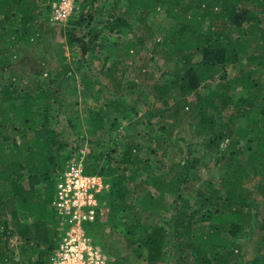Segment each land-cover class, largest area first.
I'll list each match as a JSON object with an SVG mask.
<instances>
[{
  "label": "trees",
  "instance_id": "1",
  "mask_svg": "<svg viewBox=\"0 0 264 264\" xmlns=\"http://www.w3.org/2000/svg\"><path fill=\"white\" fill-rule=\"evenodd\" d=\"M120 1L114 0V4ZM124 1L128 8L142 9L146 19L158 10L172 19L168 25L160 24L157 31L161 39L151 55V59L160 55L167 63L165 74L169 78L163 86L158 81L151 85L146 80L115 81L121 68L119 59L113 70L105 72L102 68L101 72L114 82L110 113L132 121L138 112L130 108L127 96L141 85L151 87L152 99L144 107H157L160 100L166 106V118L172 122L170 127L186 126L192 133L195 128L202 130L209 139L204 145L206 163L213 148L220 150L223 142L228 144L223 151L227 161L220 187L200 193L205 203L192 213L179 210L167 222L178 248L173 264H213L220 257L222 264H264V218L260 220L259 212L245 211L258 203L247 202L250 183H255L264 208V0ZM51 4L52 0H0V264H14L15 254L19 257L16 264H47L59 239L60 222L51 208L55 197L52 176L67 162L69 154L66 158L63 154L69 144L56 130L42 131L53 117L60 95L57 84L62 78L69 79L72 70L62 65L56 68L53 79L34 78L24 97L5 79L17 59L19 63L34 60L39 66L45 64L55 35L39 20ZM127 19L111 13L108 26L112 24V34L125 33L119 25L129 27ZM84 22L80 13L73 28L68 24L67 38L71 45L79 43L86 56L96 47L75 31ZM123 48L130 56L135 44L125 43ZM101 83L96 80L93 87ZM16 138L22 142L14 143ZM155 141L154 148L152 142L147 148L150 153L168 145L160 136ZM137 149L126 145L120 162L115 163L119 164L117 169L113 162H105L103 153H91L84 161L86 175H100L110 185V205L118 212L126 208L122 201L128 186L141 170L151 167L148 160L134 153L145 147ZM241 154H245V164ZM186 169V164L182 168L174 164L170 170H177L176 180L156 177L151 185L163 196L174 191L178 195L191 192L189 181L184 180L189 178ZM118 198L122 204H117ZM207 203L216 206L205 210ZM199 215L202 227L195 228ZM132 227L134 232L127 234L129 246L145 249L148 264L162 261L167 230L143 225L137 236L141 225ZM243 238L248 244H241ZM14 239L20 244L15 252L7 246Z\"/></svg>",
  "mask_w": 264,
  "mask_h": 264
},
{
  "label": "rangeland",
  "instance_id": "2",
  "mask_svg": "<svg viewBox=\"0 0 264 264\" xmlns=\"http://www.w3.org/2000/svg\"><path fill=\"white\" fill-rule=\"evenodd\" d=\"M61 2L62 0H52L50 8L44 10L45 16L39 20L46 28L52 29L55 35V42L46 57L45 64L39 66L34 60L19 63L20 60L17 59L15 64L13 63L14 66L6 72L5 79L14 83L20 91V96L24 97L28 93L27 86L34 78L53 79L56 68L62 65L72 70L69 79H60L57 84L59 87L54 85L60 88V95L52 110L51 123L42 131V134H45L50 130H56L68 142L69 147L64 151L65 153L63 152L65 158L69 154L67 161L78 160L79 157L84 155L87 157L91 153H103L108 157L105 162H113V167L117 169L119 164L115 163L120 162L126 145H131L135 150H138V147H145V150L140 152L134 150V153L135 156L139 155L148 160L151 167L144 171L141 168L136 181L128 186L127 196L122 201L126 206L125 209L118 212L117 209L112 208L108 192L100 196V200L107 204L108 208L97 231L104 248L111 256L112 264H148L145 260V249L140 245L129 246L131 243L127 235L128 231L134 232L132 226L136 224L141 225L137 236L143 225L164 228L167 230V240L161 252L163 260L160 259L157 264H173L174 251L178 248L172 234L173 229L167 222L179 210L192 213L205 203L200 193L207 192L210 187H220L221 179L226 171L224 164L227 161L223 151L228 144L223 142L220 150L213 148L212 157L209 163H206L208 157H205L204 145L209 142V139L203 135L202 130L195 128L192 133V130L186 126L170 127L172 122L166 118V106H163L160 100L156 104L157 107H144L152 99L151 87L141 85L133 90V95L127 96L130 108H135L134 110L138 112L137 115H134V110L130 112L134 115L132 121L123 120L121 115H113L109 111L108 103L113 98L114 82L109 81L101 70L102 68H105V72L113 70L118 59L121 60L118 65L121 68H119L120 73L114 78L115 81L137 80L140 83L146 80L148 85L158 81L163 86L167 80L165 78H169L165 74L169 66L160 55H155V59H151L161 39L157 31L160 24L168 25L172 22V19L162 10H158L146 19L142 9L128 8L124 0L119 4H114V0H74V11L69 20L56 23L52 19V11ZM80 13L83 14L85 22L75 31L88 45L96 47L95 51H90L86 56L82 55L79 43L71 45L67 38L70 20L72 19L70 26L73 28ZM111 13L116 14L118 18H128L129 27L119 25V28L125 29V33L112 34V24L108 26ZM126 13L128 14L125 15ZM206 28L205 25L202 30ZM125 43L135 44L134 52L130 56L126 55L123 48ZM96 80L102 82L100 87H93ZM145 82L144 85H146ZM114 122H117V125L113 127ZM135 122L138 126L134 125ZM157 136L165 139L168 145L164 149L157 148L156 152L150 153L147 148L151 146V142L152 148L156 146V141H153ZM21 142L20 138H16L14 143ZM242 144L244 146V142ZM164 153L168 155L163 156ZM240 158L245 164V154H241ZM196 161L199 162L196 163ZM174 164H180L181 168L186 164V174L189 178L184 177V180L189 181L192 191L180 195L174 191L163 196L161 190L158 191L151 185V180L156 177L168 182L172 179L176 180L177 170H170ZM128 167L130 168L129 165ZM24 184L28 185L27 178ZM247 188L251 194L247 202L256 200L259 203L261 197L255 183L248 184ZM120 203L118 198L117 204ZM258 203H253V207H246L245 211L259 212L261 220L264 218V208ZM215 206L216 203H207L205 210L214 209ZM201 222L202 218L199 215L196 218L195 228L200 227ZM247 231H249L248 228ZM240 242L243 245L248 244L245 238ZM7 246L9 250L15 252L19 250V240L14 239ZM15 255L13 256L14 264L19 261V257ZM222 261L220 257L213 264H222ZM238 263L239 261L229 264Z\"/></svg>",
  "mask_w": 264,
  "mask_h": 264
},
{
  "label": "built area",
  "instance_id": "3",
  "mask_svg": "<svg viewBox=\"0 0 264 264\" xmlns=\"http://www.w3.org/2000/svg\"><path fill=\"white\" fill-rule=\"evenodd\" d=\"M74 0H62L52 11L56 23L67 22ZM85 155L69 160L53 174L54 201L51 205L60 222L59 239L47 264H111L112 260L98 234L107 204L100 200L110 185L100 175H86Z\"/></svg>",
  "mask_w": 264,
  "mask_h": 264
}]
</instances>
